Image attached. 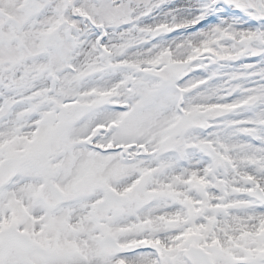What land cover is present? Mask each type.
<instances>
[{
	"label": "rangeland",
	"instance_id": "1",
	"mask_svg": "<svg viewBox=\"0 0 264 264\" xmlns=\"http://www.w3.org/2000/svg\"><path fill=\"white\" fill-rule=\"evenodd\" d=\"M172 5L186 14L157 18ZM263 144L264 0H0V163L28 158L0 189V231L43 249L6 264H188L190 247L212 264H264V196H245L264 193ZM45 180L64 197L53 210ZM105 192L123 205L97 223ZM106 236L148 250L103 254Z\"/></svg>",
	"mask_w": 264,
	"mask_h": 264
},
{
	"label": "water",
	"instance_id": "2",
	"mask_svg": "<svg viewBox=\"0 0 264 264\" xmlns=\"http://www.w3.org/2000/svg\"><path fill=\"white\" fill-rule=\"evenodd\" d=\"M198 123L203 124V120L199 119ZM23 162H25V158L4 161V163L0 166V186L4 184L6 180L10 177L13 169L17 165L22 164ZM250 195L254 196L255 198H259L262 193L260 190H257L253 193H250ZM41 196L42 199L50 207L56 206L61 200L60 194L56 190H54L53 187L48 183H45ZM120 204L121 199L119 197L111 194L106 195L105 201L100 204L95 211V218L98 221L105 219L110 210H117ZM13 245H15V251L20 257H24L27 253H30L34 248V245L31 244L26 238L19 235L13 229H9L0 235V264H3L7 255L10 253ZM103 246L104 250L108 253L128 252L129 250H131V248L119 250L117 245L110 238L104 239ZM37 250L39 251L40 249ZM193 255H199L203 264H209L205 262V255L202 254L201 251L191 250L186 253V257L191 261L192 264H196L197 262L193 259Z\"/></svg>",
	"mask_w": 264,
	"mask_h": 264
},
{
	"label": "bare ground",
	"instance_id": "3",
	"mask_svg": "<svg viewBox=\"0 0 264 264\" xmlns=\"http://www.w3.org/2000/svg\"><path fill=\"white\" fill-rule=\"evenodd\" d=\"M185 8V6H184ZM178 9V6L177 5H172V6H166L162 9L159 10V13L157 15V18H161L162 16H167L171 13L175 14V15H178L179 17H182L184 16V14H186L185 10L182 9V7H180V11H177ZM172 17V16H171ZM33 33H36L38 36H42L44 34V30L43 29H36V30H33L32 31ZM198 37H201V34L196 36V38ZM92 44V43H91ZM93 45V44H92ZM185 47V44L181 41H178L174 47L171 49V52H170V55H176L178 54L179 52H181L182 49H184ZM94 48V47H93ZM141 55V54H140ZM92 57V53H91V47H90V43L87 44V46H85V52H84V55H83V60L79 61L78 62V65L76 66V69H80V65L82 63V61H86V60H89L90 58ZM121 66L118 67V66H109L108 68V71L105 72V74H108L109 76H112L113 75H117L118 73H120L122 70H124L125 68L128 67V63L126 62H122L120 64ZM139 67V65H137ZM128 73V72H126ZM125 76L129 77L130 74H126ZM115 77H118V76H115ZM150 82V81H149ZM67 105H63V108H65ZM260 144V143H259ZM264 147V144L262 145ZM172 178H178L179 176L175 173L171 176ZM176 207V205L172 202V203H169L167 206H165V208H163V210L165 211H171L172 209H174ZM85 229H80V232H82V235L85 236V233H90L92 229H88L86 231H84ZM73 233H77V229H73L72 230ZM76 247L79 248V250H81V245L77 244L76 243ZM75 248V247H74ZM94 253V251L92 249H88V255H92ZM177 264H182L180 262L179 259H177Z\"/></svg>",
	"mask_w": 264,
	"mask_h": 264
}]
</instances>
